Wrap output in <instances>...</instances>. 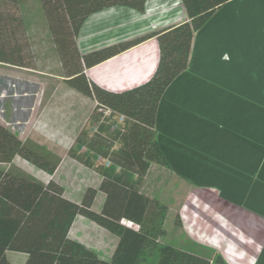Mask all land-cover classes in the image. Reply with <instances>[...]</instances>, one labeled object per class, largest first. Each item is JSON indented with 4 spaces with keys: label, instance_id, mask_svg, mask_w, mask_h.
<instances>
[{
    "label": "trees",
    "instance_id": "obj_1",
    "mask_svg": "<svg viewBox=\"0 0 264 264\" xmlns=\"http://www.w3.org/2000/svg\"><path fill=\"white\" fill-rule=\"evenodd\" d=\"M181 1L187 21L81 54L90 16L117 6L144 13L147 0H40L67 84L97 106L64 158L0 123V264H11L8 251L27 254L26 264H147L154 254L158 264H226L161 245L169 209L141 191L152 164L170 168L157 134L161 101L188 70L196 33L231 0ZM149 39L159 59L146 82L114 92L88 80V69ZM0 63L36 67L20 0H0ZM81 219L116 239L109 257L73 236Z\"/></svg>",
    "mask_w": 264,
    "mask_h": 264
},
{
    "label": "crops",
    "instance_id": "obj_2",
    "mask_svg": "<svg viewBox=\"0 0 264 264\" xmlns=\"http://www.w3.org/2000/svg\"><path fill=\"white\" fill-rule=\"evenodd\" d=\"M36 6L38 11L42 10L40 0ZM120 7L123 9L113 7L90 16L82 27L78 38L81 54L110 46L114 42L112 38L115 37L112 32H109L113 22H117L118 26L122 25L121 21L125 18L134 22L130 28L123 25L125 35L120 42H125L181 24L187 16L181 0H147L144 13ZM40 13L36 21L32 19L30 21L24 15L33 52L48 51L55 53V44L45 21L43 10ZM145 13L146 15L143 16ZM96 44H100V46ZM158 59V43L156 39H149L88 69V71L93 82L97 85L110 91L121 92L146 82L154 73ZM37 61L39 60H36L35 68H25V70L42 73L50 66L47 62V64L42 62L39 67ZM190 67L199 70L198 73L201 74L204 73L205 69L207 74L214 78L217 75L221 76L217 72L219 69L233 73L234 76H243V78L242 81L228 82L225 77L226 73H224L219 85L221 91H218L217 94V91L210 87L211 85H205L198 79L182 76L183 74L180 75L168 88L161 101L157 117V131L158 122L163 118V113L170 108L169 105L165 104V100L169 103L178 101L177 103H182L187 109L191 108L196 112L201 109L197 107L198 100L195 98L197 94L201 97L204 95V111L208 114L207 119H214L217 126L226 128L227 132L229 127H232L230 131L235 127L239 128V125L247 122L249 117L256 115V110L253 109L247 97H251L254 101L256 95L251 90L264 87V0H231L220 8L208 23L196 33L190 57ZM210 69L215 72L210 71ZM56 77L60 81L48 77L28 80L27 83L32 87V90H26L24 96L32 99L31 106L24 109L22 118L11 115L8 116L9 119H6L5 112L0 111V118L3 119L0 120V123L24 141L29 137H23L17 131V126L24 125V128L27 126L32 128L30 139L42 146L46 145V141L41 140L40 137L50 139L51 136L48 132L59 134V137L66 143L74 140L81 131L80 100L83 95L66 84L64 82L66 78L64 79L63 75ZM188 87L196 93L193 94L191 91L184 95L183 91ZM238 88H245L249 94L244 95V98H237L235 94ZM39 91L41 92L40 96H38ZM234 98L238 100V104L226 105ZM39 100H41L40 105L36 104ZM201 103L203 104V102ZM229 109L234 114V118L227 117L226 122H223V116ZM242 110L246 111L244 116L248 115L244 117L237 114L238 111L241 112ZM253 118L248 123V129L252 130L247 132H252V136L253 128L250 127V124ZM56 141L59 142V140ZM212 142V138H210L200 147L209 149L214 145ZM163 154L169 167H171L164 152ZM229 161L231 160L229 159ZM229 164L241 166L243 163L233 161ZM3 167L8 168L9 165H3ZM153 167L170 169L157 164H152L151 168ZM251 174L249 173L250 176ZM238 184L244 185H239L237 192L233 185L222 187L224 197L228 200L225 198L218 200V197L214 195L210 200L207 198L208 195L202 191L200 193L199 191L195 192L191 203H188L189 205L187 204L184 208L185 229L187 234L197 243L219 251L221 254L219 256L226 264H264V218L241 207L248 203L245 198L250 186L246 180L242 179ZM204 198L208 200L205 201ZM253 205L248 203L247 208L252 210ZM262 211L256 210L257 213ZM208 220L211 224L206 222ZM204 224L208 225L209 229H215L211 233L213 236L204 231ZM6 256L11 264H26L28 260V255L25 253L8 251Z\"/></svg>",
    "mask_w": 264,
    "mask_h": 264
},
{
    "label": "rangeland",
    "instance_id": "obj_3",
    "mask_svg": "<svg viewBox=\"0 0 264 264\" xmlns=\"http://www.w3.org/2000/svg\"><path fill=\"white\" fill-rule=\"evenodd\" d=\"M34 3L38 4L39 0H20L23 16L25 15V18L30 21L31 19L36 21L38 16H40V11H42L41 9L38 11ZM116 8L123 9L120 6ZM125 9L127 10L130 8ZM145 15L146 13L143 14V16ZM186 20L187 16H185L183 22ZM121 22L122 25L120 26L117 25V22H113L112 28L109 30V32H112L115 36L112 38L114 42L111 44L109 43L110 45L127 42H120L125 35V32H123V25L130 28L134 22L126 18ZM38 24H40L39 21ZM115 25L116 27H114ZM97 46H100V44ZM34 55L35 59L39 60L37 61L39 67L42 65V62H45V64H50L49 68L42 71V73H40V71L28 72L25 68L0 63V111L5 112L6 119H9L8 116L11 115L22 118L24 116V109L31 106L32 99L24 96L26 90H32V87L27 83L28 80L31 78L41 79L48 77L60 81L56 76L61 75H63L65 79V71L57 52L50 53L48 51H42L34 53ZM210 71L214 70L210 69ZM198 72L199 70L190 67L189 63V69L183 73L182 76L198 79L205 85H211L210 87L217 91V94L221 91L219 85L222 82L224 73H226L225 77L228 82L242 81L243 78V76L240 75L234 76L233 73H227L223 69L217 70L221 76L217 75L215 76L216 78L207 74L205 69L202 74ZM86 75L88 80L94 83L88 70L86 71ZM191 91L190 87H188L183 91V94L187 95ZM251 91L256 95V98L254 101H252L253 99L251 97H247V99L250 100L251 106L256 110V115L249 117L247 122L239 125V128L235 127L230 131L232 127H229L228 132L226 128L224 129L221 126L218 127L214 119H207L208 114L204 111L205 102L203 94V97L199 94L195 96L196 100H198L197 107L201 108L199 109L200 111L198 110L196 112L191 110V108H188V110L184 104L177 103L178 101L175 103L164 101L170 108L163 113V118L158 122L157 134L158 141H160L163 152L171 167L170 169L151 168L141 190L143 194L159 200L167 205L169 209L165 222L167 232L166 236L160 241L161 245H171L213 259L221 255L219 251L197 243L187 234L183 218L184 208L188 203H191L193 194L198 191L199 193L202 191L204 194L208 195L207 198L210 200L213 198V195L218 197V200L225 198L222 192V187H224V185L225 187L227 185H233L234 190L237 192L238 186L240 185L238 182L241 179L246 180L250 186L248 195H246L245 198L246 201L254 204L252 210L247 208L248 203L241 207L264 218V211H262L264 210V87H257L256 90ZM40 93L39 91L38 96H40ZM192 93L194 94L196 92L192 91ZM247 93L249 94V91L245 90V88H238L235 95L237 98H244V95H248ZM201 102H203V104ZM237 102L238 100L234 98L226 105L229 104V106H231L232 103L236 105L238 104ZM37 103L40 105L41 100L36 102V104ZM96 106L97 103L93 100L87 97L85 98V96L81 97V130L87 125L90 115ZM245 113L246 111L242 110L241 112L238 111L237 114L244 116ZM253 114H255V112H253ZM227 117L234 118V114L230 109L225 112L223 122H226L225 119ZM252 118L253 121L250 127L253 128V136L252 132L247 133L249 132L248 130H252L248 129V123L251 122ZM0 120L3 119L0 118ZM17 131L21 133L23 137H29L28 139L32 136V128L30 129L28 126L24 128V125H18ZM239 132L247 134L243 135ZM210 138H212L214 142L213 147L209 149L200 147L201 144L204 145ZM40 139L46 141V145L43 147L61 158L67 155L68 148L65 147L66 142L59 137V134L55 139L52 137H50V139L40 137ZM56 139L59 140V142H57ZM229 159L231 161H229ZM233 161H239L243 164L241 166L229 164ZM249 173H252L251 176ZM207 198H204V200L207 201ZM225 199L228 200L227 198ZM256 210L262 212L257 213ZM206 222L211 224L209 220ZM125 225L137 228L131 223H125ZM213 230L215 229H209V226L204 224V231L209 232L212 236L213 234L211 233ZM73 236L91 247L101 257H109L116 243V239L111 234L83 219L79 220L76 225ZM260 254L262 255L263 253L261 252ZM158 262V255L154 254L149 258L147 264H158Z\"/></svg>",
    "mask_w": 264,
    "mask_h": 264
}]
</instances>
